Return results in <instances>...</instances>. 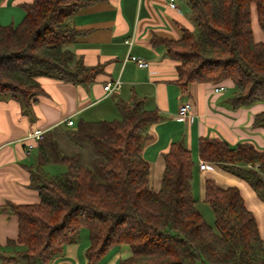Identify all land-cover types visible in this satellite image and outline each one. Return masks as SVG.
Here are the masks:
<instances>
[{
    "label": "trees",
    "instance_id": "trees-1",
    "mask_svg": "<svg viewBox=\"0 0 264 264\" xmlns=\"http://www.w3.org/2000/svg\"><path fill=\"white\" fill-rule=\"evenodd\" d=\"M186 1L194 28L181 26L180 37L160 39L179 61V84L186 90L191 82L230 78L234 107L264 102V43L254 40L250 17L254 4L264 32V0ZM87 2L32 0L18 24H0V99L17 97L31 112L35 97L45 92L40 75L94 82L101 66L85 65L67 48L80 33L71 16ZM119 107L121 118L55 126L39 139L31 186L40 200L3 207L18 216V243L11 241L13 252L3 262L50 264L86 227L87 264H98L121 243L132 254L119 264H264V240L239 189L205 178L204 201L214 216V227L209 225L193 195L195 160L176 140L163 155L161 186L153 190L142 150L148 125L161 115L139 100ZM252 125L264 127V110L253 115ZM198 150L201 159L243 178L264 201L263 149L201 137ZM47 163L66 170L49 176L40 170Z\"/></svg>",
    "mask_w": 264,
    "mask_h": 264
},
{
    "label": "crops",
    "instance_id": "crops-1",
    "mask_svg": "<svg viewBox=\"0 0 264 264\" xmlns=\"http://www.w3.org/2000/svg\"><path fill=\"white\" fill-rule=\"evenodd\" d=\"M32 0H0V24H18L25 16L26 3ZM88 0L71 16L80 31L76 40L67 45L87 66H101L90 86L74 84L51 76L40 75L44 89L32 102L31 112L23 108L21 99L5 96L0 99V264L2 257L13 252L11 241L17 244L18 216L8 203L38 202L40 195L31 186L32 169L37 166L39 139L27 137L31 131H47L55 126H67L65 120L99 121L123 116L119 103L139 100L143 106L156 110L161 118L147 127L143 142V157L150 164V185L161 186L165 168L164 153L173 141H182L195 160L192 190L197 206L204 203V180L212 178L222 187L236 186L245 206L254 214L258 232L264 240V201L252 187L236 174L206 161L201 169L199 139L216 137L229 144L249 141L264 150V127L253 126V115L264 110V102L248 106H233L230 101L233 81L191 82L185 90L178 82L179 61L167 54L162 38H178L181 26L194 28L190 5L186 0ZM252 34L264 43V32L256 20L254 4L250 7ZM134 37L130 45L127 39ZM128 53L149 62L139 67L125 60ZM119 78L120 87L108 92L104 85ZM222 86L219 91L214 87ZM191 102L189 117L179 115L181 105ZM69 127V126H67ZM61 163H47L40 170L47 175H59L66 170ZM58 166V167H56ZM76 242L68 243L61 255L50 264H87L90 245L86 227ZM19 245V244H18ZM132 254L127 243L113 247L98 264H119Z\"/></svg>",
    "mask_w": 264,
    "mask_h": 264
},
{
    "label": "built area",
    "instance_id": "built-area-1",
    "mask_svg": "<svg viewBox=\"0 0 264 264\" xmlns=\"http://www.w3.org/2000/svg\"><path fill=\"white\" fill-rule=\"evenodd\" d=\"M167 1H168L170 6H173V7L176 6V2L174 0H167ZM133 41H134L133 36L131 38L127 39V42L130 45L133 43ZM125 60L134 61L139 67H147L149 65V62L146 59H144L143 57L136 55V54L128 53ZM120 84H121V81L119 78H117L115 80H112V81L106 83L104 85V88L108 92H111V91L119 89ZM222 88H223L222 86L214 87V91H219ZM191 108H192L191 102L188 101V102L184 103L183 105H181V107L179 109V115L183 118L189 117V113L191 111ZM64 122L67 126H74L75 125V122L71 117L67 118ZM44 133H45V131H31L28 133L27 137L41 139V138H43ZM199 166L201 169H204L206 167V161L201 159L199 162ZM263 180H264V178H263Z\"/></svg>",
    "mask_w": 264,
    "mask_h": 264
},
{
    "label": "rangeland",
    "instance_id": "rangeland-1",
    "mask_svg": "<svg viewBox=\"0 0 264 264\" xmlns=\"http://www.w3.org/2000/svg\"><path fill=\"white\" fill-rule=\"evenodd\" d=\"M60 135H61L60 139H62V141H63L64 138H62L63 137L62 133ZM56 167H58V166H56ZM62 167H65V165H62ZM197 207L199 208V210L203 214L204 219L206 220V222L209 225H211L212 227H214V216H213V213H212V210H211L210 206L206 202H204V203L198 204ZM82 231H83V229H81L79 237H80Z\"/></svg>",
    "mask_w": 264,
    "mask_h": 264
}]
</instances>
